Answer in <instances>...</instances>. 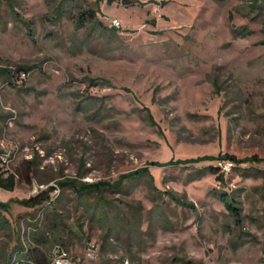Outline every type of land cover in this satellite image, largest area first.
<instances>
[{
	"label": "rangeland",
	"instance_id": "1",
	"mask_svg": "<svg viewBox=\"0 0 264 264\" xmlns=\"http://www.w3.org/2000/svg\"><path fill=\"white\" fill-rule=\"evenodd\" d=\"M5 148L0 264H264V0H2Z\"/></svg>",
	"mask_w": 264,
	"mask_h": 264
},
{
	"label": "trees",
	"instance_id": "2",
	"mask_svg": "<svg viewBox=\"0 0 264 264\" xmlns=\"http://www.w3.org/2000/svg\"><path fill=\"white\" fill-rule=\"evenodd\" d=\"M1 1L2 0H0V4H1ZM123 1H127V0H123ZM95 15H96L95 12L86 11V14H84V16L81 17L80 23H82V22L84 23L85 20L90 21L91 20L90 16H95ZM92 22H94V21H92ZM111 30L115 32L118 29H113L112 28ZM7 72H8L7 74H9L11 76V80H13L12 75H11V73H13V71H9L8 70ZM213 159L232 160L233 162H242L244 160L245 161H247V160L255 161V159L253 157H249V158H245V159L241 160L240 158L237 159L235 156L228 155V154H226L224 157L217 156L216 158H213ZM208 171H211L213 173L217 172V170L215 168H213V167H206V169L203 170L204 173L205 172L207 173ZM141 174H142V172L133 173L130 178H136L137 176H139ZM27 180H29V182H31L29 178ZM17 183H19V182L17 181L15 176L6 175L4 172H2L0 170V188L12 191V190H14L16 188ZM67 185H70L71 187H75V188L79 189L78 191H80V193H82V194H90V192H92V193L94 192L100 198L102 197L101 198L102 200H105L104 189H105L106 186L103 187L102 185H96V184L90 186V185H87V184H82L79 187L76 184H74L73 182L68 183ZM103 185H107V184H103ZM123 185H124V181L121 180L120 182H117L116 184H114V186H112V188L118 190V189H121L123 187ZM51 193H52L51 189L48 190V191L42 190L36 196H30L27 200L24 201V203H26V205H32V206L43 205V204L47 203L51 199V196H52ZM222 198H224V197H222ZM224 200L226 201V203H228L227 199L224 198ZM0 205H3V204L0 203ZM227 205H228V207L231 210H234L235 215H237L239 217L242 216V208L236 207L235 205H232L231 203H228ZM1 207H0L1 209L4 208V206H1ZM43 240L46 241L47 239H43ZM28 253H29L28 257H30L31 260L34 261V264H51L52 257H50L45 252V250L43 248L35 246L33 248H30Z\"/></svg>",
	"mask_w": 264,
	"mask_h": 264
},
{
	"label": "built area",
	"instance_id": "3",
	"mask_svg": "<svg viewBox=\"0 0 264 264\" xmlns=\"http://www.w3.org/2000/svg\"><path fill=\"white\" fill-rule=\"evenodd\" d=\"M109 25L113 29H120L123 27V22L119 18H110ZM13 151L10 149H3L0 150V170L4 172L6 175H13L16 176V170L12 167L14 156L12 153ZM221 166L226 170H231L234 166V162L228 160L225 163H221ZM44 190L42 186H38L33 190V196H36L40 191ZM51 199L48 203L54 202L57 200L61 194V187L59 184H54V190H52ZM91 249L96 248L95 242L90 244ZM33 262V261H32ZM51 264H73V258L70 256L69 251L62 245H57L54 251V256H52Z\"/></svg>",
	"mask_w": 264,
	"mask_h": 264
}]
</instances>
